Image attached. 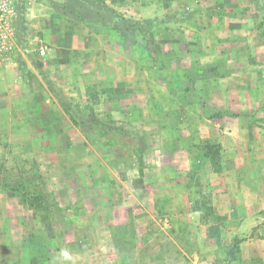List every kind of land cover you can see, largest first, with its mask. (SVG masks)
I'll use <instances>...</instances> for the list:
<instances>
[{"label":"crops","instance_id":"crops-1","mask_svg":"<svg viewBox=\"0 0 264 264\" xmlns=\"http://www.w3.org/2000/svg\"><path fill=\"white\" fill-rule=\"evenodd\" d=\"M90 1L107 5H95L85 24L96 39L82 41L76 12L61 11L54 54L72 83L81 56L89 63L94 82L111 90L100 115L139 128L123 139L142 162L125 159L117 169L106 158L97 165L91 205L77 211L63 204L68 217L57 235L65 247L40 259L26 253L21 264H99L112 252L118 264H264V235L257 234L264 225V135L241 116L247 106L235 83H223L222 75H175L205 62L209 49L231 46L229 34L251 32L256 14L242 0ZM45 20L50 36L55 20ZM208 143L219 148L216 164ZM204 196L213 215L231 225L227 243L240 238L228 261L212 236L219 223L204 212ZM119 228L129 233L120 237Z\"/></svg>","mask_w":264,"mask_h":264},{"label":"rangeland","instance_id":"rangeland-1","mask_svg":"<svg viewBox=\"0 0 264 264\" xmlns=\"http://www.w3.org/2000/svg\"><path fill=\"white\" fill-rule=\"evenodd\" d=\"M95 5L107 8L103 1L97 4L90 0H16L18 58L15 64L0 68V165L16 176L31 179L36 186L30 194L39 195L45 208L20 192L0 185V264H21L26 253L40 255V259L55 246H63L65 241L61 243L57 235L59 225L68 217L63 204L72 203L77 211L83 210L81 203L91 205L95 198L89 185L97 165L102 167L111 159V167L118 169L120 162H142L135 155L130 139H123L125 132L139 134V128L119 124L120 121L111 119L107 113L100 115L105 112L104 101L111 90L94 82V76L88 72L89 63L81 56L74 67L76 83H72L65 67L68 65L59 64L54 54L61 11L76 12L74 18L84 24L77 32L82 41H89L91 35L96 39L89 26L85 28ZM240 5L256 14L254 29L228 33L225 39L233 41L231 46L209 49L205 62L185 68L188 70L179 67L181 70L175 75H222L227 79L223 83L229 86L235 83L242 93V105L247 106L241 116L257 122V129L264 135V0H242ZM47 17L55 20V25H50L55 28L49 29L50 36L46 32ZM218 39L224 40V37ZM41 48L46 50L45 56H39ZM100 125L111 128L107 135L100 131ZM76 138L87 142L81 146L76 144ZM109 141L113 143L108 145ZM208 145L210 151L214 150L212 158L216 164L215 153L219 148L215 143ZM96 147L100 150L99 156L94 154ZM134 156L137 159H132ZM202 202L204 212L214 223H219L212 229V236L228 261L238 249L240 238L235 236L227 243L224 238L231 225L213 215L208 196ZM261 226L257 234L264 235V225ZM116 232L120 237L129 233L127 229ZM55 239L61 244H56ZM118 241L129 243L121 238ZM103 261L99 264H118L113 252Z\"/></svg>","mask_w":264,"mask_h":264},{"label":"built area","instance_id":"built-area-1","mask_svg":"<svg viewBox=\"0 0 264 264\" xmlns=\"http://www.w3.org/2000/svg\"><path fill=\"white\" fill-rule=\"evenodd\" d=\"M16 0H0V65L15 64L18 58L16 43ZM39 56H45L46 50L41 48Z\"/></svg>","mask_w":264,"mask_h":264},{"label":"trees","instance_id":"trees-1","mask_svg":"<svg viewBox=\"0 0 264 264\" xmlns=\"http://www.w3.org/2000/svg\"><path fill=\"white\" fill-rule=\"evenodd\" d=\"M111 128L108 125H100L101 132H108ZM0 185L13 191L20 192L25 198L36 202L40 208H45L42 205V200L39 195H31L32 189H35V184L31 179L22 176H16L5 165H0ZM37 194V193H36Z\"/></svg>","mask_w":264,"mask_h":264},{"label":"clouds","instance_id":"clouds-1","mask_svg":"<svg viewBox=\"0 0 264 264\" xmlns=\"http://www.w3.org/2000/svg\"><path fill=\"white\" fill-rule=\"evenodd\" d=\"M65 255H67V253H65Z\"/></svg>","mask_w":264,"mask_h":264}]
</instances>
